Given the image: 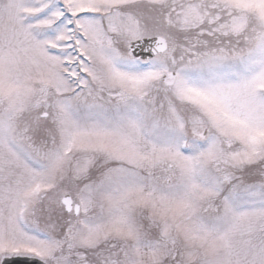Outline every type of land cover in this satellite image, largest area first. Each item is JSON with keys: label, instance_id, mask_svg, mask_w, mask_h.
<instances>
[{"label": "snow or ice", "instance_id": "1", "mask_svg": "<svg viewBox=\"0 0 264 264\" xmlns=\"http://www.w3.org/2000/svg\"><path fill=\"white\" fill-rule=\"evenodd\" d=\"M0 264H264V0H0Z\"/></svg>", "mask_w": 264, "mask_h": 264}]
</instances>
